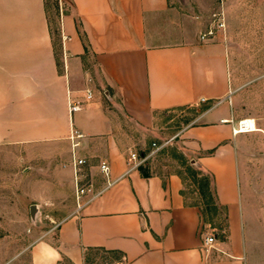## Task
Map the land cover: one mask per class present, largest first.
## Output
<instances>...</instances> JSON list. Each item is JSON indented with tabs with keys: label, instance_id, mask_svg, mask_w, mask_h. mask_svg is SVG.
Wrapping results in <instances>:
<instances>
[{
	"label": "crops",
	"instance_id": "0c3cea01",
	"mask_svg": "<svg viewBox=\"0 0 264 264\" xmlns=\"http://www.w3.org/2000/svg\"><path fill=\"white\" fill-rule=\"evenodd\" d=\"M58 1L60 58L47 0H0V145L78 143L76 155L99 156L101 181L54 238L31 245V264H82L92 250L117 264H251L264 243V117L244 107L228 45L201 41L205 22L176 0ZM87 88L94 98L70 112ZM114 107L148 129L162 112L197 107L178 137L224 212L213 248L182 175L130 170ZM244 119L257 129L236 131Z\"/></svg>",
	"mask_w": 264,
	"mask_h": 264
},
{
	"label": "rangeland",
	"instance_id": "374dc122",
	"mask_svg": "<svg viewBox=\"0 0 264 264\" xmlns=\"http://www.w3.org/2000/svg\"><path fill=\"white\" fill-rule=\"evenodd\" d=\"M176 5L189 19L204 21V30L216 29V14L224 16L226 28L216 29L213 39L229 47L236 91L244 107L264 117V0H176ZM47 7L60 58L59 1L47 0ZM112 113L120 124L122 149L146 158L141 167L149 173L181 174L188 202L201 208L202 232L222 237L224 212L200 182L210 175L192 165V155L184 151L178 137L192 123L197 107L162 112L151 129L136 124L118 107ZM74 156L86 162L74 166ZM99 162V156L90 157L86 149L76 155L73 142L68 141L0 145V264H31V245L44 237L54 238L58 225L79 207L77 177L82 185H100ZM118 258L116 253L92 250L82 264H117ZM251 260V264H264L263 241Z\"/></svg>",
	"mask_w": 264,
	"mask_h": 264
},
{
	"label": "built area",
	"instance_id": "2783aa9c",
	"mask_svg": "<svg viewBox=\"0 0 264 264\" xmlns=\"http://www.w3.org/2000/svg\"><path fill=\"white\" fill-rule=\"evenodd\" d=\"M216 20V25L215 28L218 30H224L226 28V22L224 16H222L220 13L216 14L215 16ZM216 29L212 27L208 28L207 30H202L200 33V39L201 41H209L215 37V32ZM104 94L108 95L107 90L104 91ZM94 98V91L91 88L86 89V95H85V100H74L71 99L69 100V108L70 112H76L79 111L83 108L84 103L88 102L89 100H92ZM256 123L254 119H244L239 122V128L236 131H254L256 130ZM81 135L77 133H74L72 136V139L75 137H80ZM78 143H75L74 145H77ZM153 146H156V149L159 150L161 149V145H157V142L153 143ZM155 151V150H154ZM128 164L130 165V170L139 168L146 158L138 155L137 152L135 151H130L128 155ZM85 159H78L76 156H74V166H79L83 163H85ZM100 169L102 172L105 174H108V171L110 169V166L107 164V162L103 161L100 165ZM97 195L94 185H82L79 181V178L77 177L76 181V199L78 201L79 207H81L84 202L89 201L93 199ZM216 241V236L215 234H211L208 232L204 233V248L206 250H209L210 248H213V244Z\"/></svg>",
	"mask_w": 264,
	"mask_h": 264
},
{
	"label": "trees",
	"instance_id": "16d2710c",
	"mask_svg": "<svg viewBox=\"0 0 264 264\" xmlns=\"http://www.w3.org/2000/svg\"><path fill=\"white\" fill-rule=\"evenodd\" d=\"M51 34H52V37L54 38V35H53V32H52V28H51ZM54 42H55V40H54ZM139 168H140V170L142 171V173L144 175H149V172L146 171V170H144L141 166ZM199 171H201V170H199ZM201 172H194V173L198 175V174H201ZM200 182L202 184V188H205L206 187V189H207V191L209 193L208 195H209L210 199H214L215 200L214 193H213V191L211 189V182H212L211 176H206V178H202V180H200ZM200 190H201V188H200ZM195 205H197V204H195Z\"/></svg>",
	"mask_w": 264,
	"mask_h": 264
},
{
	"label": "water",
	"instance_id": "95a60500",
	"mask_svg": "<svg viewBox=\"0 0 264 264\" xmlns=\"http://www.w3.org/2000/svg\"><path fill=\"white\" fill-rule=\"evenodd\" d=\"M36 210V205H33L32 208H31V212L34 213Z\"/></svg>",
	"mask_w": 264,
	"mask_h": 264
},
{
	"label": "bare ground",
	"instance_id": "6f19581e",
	"mask_svg": "<svg viewBox=\"0 0 264 264\" xmlns=\"http://www.w3.org/2000/svg\"><path fill=\"white\" fill-rule=\"evenodd\" d=\"M244 131V130H243Z\"/></svg>",
	"mask_w": 264,
	"mask_h": 264
}]
</instances>
